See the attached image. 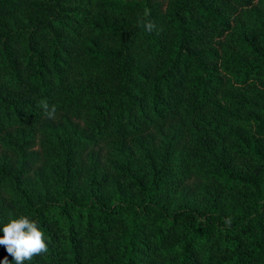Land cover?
Returning <instances> with one entry per match:
<instances>
[{
    "label": "trees",
    "instance_id": "obj_1",
    "mask_svg": "<svg viewBox=\"0 0 264 264\" xmlns=\"http://www.w3.org/2000/svg\"><path fill=\"white\" fill-rule=\"evenodd\" d=\"M20 214L49 241L25 264H264V0H0Z\"/></svg>",
    "mask_w": 264,
    "mask_h": 264
},
{
    "label": "clouds",
    "instance_id": "obj_2",
    "mask_svg": "<svg viewBox=\"0 0 264 264\" xmlns=\"http://www.w3.org/2000/svg\"><path fill=\"white\" fill-rule=\"evenodd\" d=\"M151 15L150 9H145L143 17L138 20L149 32L156 27L152 20L147 19ZM41 107L48 118H54L56 113L55 105L49 106L42 101ZM226 225L231 224V219L225 220ZM0 231V246H4L9 255L13 257L15 264H25L32 261L36 256H43L49 251L48 237L40 225V222L30 215L20 214L9 216L3 223ZM0 264H10L7 256Z\"/></svg>",
    "mask_w": 264,
    "mask_h": 264
}]
</instances>
